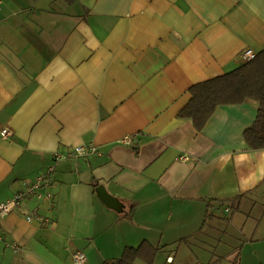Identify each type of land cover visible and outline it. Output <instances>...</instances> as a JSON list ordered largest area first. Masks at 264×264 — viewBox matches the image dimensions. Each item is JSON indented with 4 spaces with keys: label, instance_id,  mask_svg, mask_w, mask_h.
<instances>
[{
    "label": "crops",
    "instance_id": "0c3cea01",
    "mask_svg": "<svg viewBox=\"0 0 264 264\" xmlns=\"http://www.w3.org/2000/svg\"><path fill=\"white\" fill-rule=\"evenodd\" d=\"M246 48L264 51V0H0V202L67 156L51 199L0 216V264H72L75 251L113 264L143 241L166 251L216 210L247 226L238 264H264V149L243 139L256 103L220 105L200 131L177 115ZM88 144L101 153L68 156Z\"/></svg>",
    "mask_w": 264,
    "mask_h": 264
},
{
    "label": "trees",
    "instance_id": "16d2710c",
    "mask_svg": "<svg viewBox=\"0 0 264 264\" xmlns=\"http://www.w3.org/2000/svg\"><path fill=\"white\" fill-rule=\"evenodd\" d=\"M188 92L190 98L177 115L188 119L196 131L204 127L220 105L255 102L256 115L253 122L244 129L243 139L250 149H264V51L226 73L192 85ZM242 196L240 194L229 201L239 202ZM157 253L158 248L143 241L136 247H125L113 264H134L136 260L152 264ZM238 260L239 252L231 264H238Z\"/></svg>",
    "mask_w": 264,
    "mask_h": 264
},
{
    "label": "rangeland",
    "instance_id": "374dc122",
    "mask_svg": "<svg viewBox=\"0 0 264 264\" xmlns=\"http://www.w3.org/2000/svg\"><path fill=\"white\" fill-rule=\"evenodd\" d=\"M216 215L218 221L207 227L204 233L191 238L189 244L159 251L152 264H169L165 259L168 254L174 259L173 264H231L235 247H240L247 237V226H243L239 219L229 223L230 214L223 210H216ZM247 246L241 249L240 260L252 254Z\"/></svg>",
    "mask_w": 264,
    "mask_h": 264
},
{
    "label": "built area",
    "instance_id": "2783aa9c",
    "mask_svg": "<svg viewBox=\"0 0 264 264\" xmlns=\"http://www.w3.org/2000/svg\"><path fill=\"white\" fill-rule=\"evenodd\" d=\"M241 56L244 61H249L255 58L256 52L250 48H246L242 51ZM9 134L8 128H4L1 130V135L3 137H6ZM120 142L129 145L131 144V137L130 136H124L120 139ZM99 148L95 144H88V145H79L73 147L71 152L68 156L72 157H85L88 155H95L100 154ZM53 164L50 165L44 173L38 174L34 181L24 187L21 190H18L13 193L11 198L0 202V216H3L9 212H12L15 209H18L21 205V203L29 196H35L37 199L42 198H48L51 199V193L47 191V188L50 186V182L53 178L54 170H55V164L59 160L66 158V155L59 154L57 152H54L53 154ZM186 154H182L179 156V160L185 161L187 159ZM44 190V191H42ZM37 218L38 220L42 221L43 218L39 215H35V213L28 214L26 216L27 220H32L33 218ZM72 258V264H85L86 262V256L81 251H75L71 255ZM171 258H167L166 262L170 263Z\"/></svg>",
    "mask_w": 264,
    "mask_h": 264
},
{
    "label": "water",
    "instance_id": "95a60500",
    "mask_svg": "<svg viewBox=\"0 0 264 264\" xmlns=\"http://www.w3.org/2000/svg\"><path fill=\"white\" fill-rule=\"evenodd\" d=\"M97 193L108 206L115 207V198L108 195L102 187L97 189Z\"/></svg>",
    "mask_w": 264,
    "mask_h": 264
}]
</instances>
